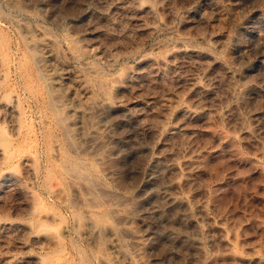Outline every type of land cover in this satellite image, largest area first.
I'll use <instances>...</instances> for the list:
<instances>
[{"label":"rangeland","instance_id":"1","mask_svg":"<svg viewBox=\"0 0 264 264\" xmlns=\"http://www.w3.org/2000/svg\"><path fill=\"white\" fill-rule=\"evenodd\" d=\"M140 2L0 0V78H6L13 95H21L27 111L21 121L22 135L14 136L17 117L0 101V125L5 124L9 138L22 139L21 150L38 163L28 165L18 157L7 161L9 149L0 146V264H41L36 260L43 252L50 253V261L59 260L55 259L59 252L53 254L56 248L44 250L35 233L17 226L30 216L34 202L59 220L67 216L62 222L69 230L71 258L60 260L62 264L97 263L93 248L74 231L73 213L54 194L63 181L60 167L48 157L52 140L92 163L89 167L100 179L99 191L103 186L109 192L105 194L117 197L111 206L118 227L124 230L119 229L120 244L109 228L102 229L106 250L114 261L119 260L117 264L142 250L147 257L140 252L144 259L139 255L138 260L147 264H264V260L254 262L264 257V0ZM25 42L35 48L31 51ZM35 62L57 96L56 90L60 91V106L73 125L69 134L80 140L78 146L68 143L59 125L55 127L46 99L37 94L41 87L33 71ZM123 74L130 78L114 97L113 108H89L86 81L93 86L94 80L107 78L109 85ZM31 83L32 89L27 86ZM166 95L180 101L170 111L165 107ZM89 227L88 233L96 236L98 230ZM230 251L243 258L232 261Z\"/></svg>","mask_w":264,"mask_h":264},{"label":"bare ground","instance_id":"2","mask_svg":"<svg viewBox=\"0 0 264 264\" xmlns=\"http://www.w3.org/2000/svg\"><path fill=\"white\" fill-rule=\"evenodd\" d=\"M18 1V0H17ZM138 1V0H137ZM139 1H141L142 2V0H139ZM141 2H140V5H141ZM145 2V1H144ZM144 2H142V5H143V3ZM231 2V1H230ZM20 4V3H19ZM133 4V3H132ZM231 4V3H230ZM137 6V5H136ZM225 6V5H224ZM229 6V5H228ZM140 7V6H139ZM138 7V8H139ZM221 8H223L222 6H221ZM219 9V10H222V9ZM148 9V8H147ZM225 9V8H224ZM138 10V9H137ZM228 10V9H227ZM227 10H226V12H227ZM15 11V10H14ZM223 11V10H222ZM225 12V13H226ZM229 12V11H228ZM227 12V13H228ZM222 13H224V12H222ZM221 13V11H220V13L219 14H222ZM224 13V14H225ZM227 15V14H226ZM223 16V15H222ZM230 16V15H229ZM222 19V18H221ZM11 21H13V20H11ZM224 21V20H223ZM17 24H19V23H17ZM17 26V25H16ZM19 26V25H18ZM20 27H22V26H20ZM143 27H144V25H143ZM25 30V29H24ZM150 30V29H149ZM18 31V30H17ZM21 31V30H20ZM21 34V33H20ZM25 34V33H24ZM120 34V33H119ZM126 33H124V35H125ZM114 35V34H113ZM123 35V36H124ZM127 35V34H126ZM20 36V35H19ZM109 36V35H108ZM22 37V36H21ZM28 37V36H27ZM128 37V36H127ZM23 38L25 39L26 37H24L23 36ZM23 38H22V40H23ZM42 38V37H41ZM109 38V37H108ZM124 38V37H123ZM27 39V38H26ZM25 39V40H26ZM40 39V38H39ZM111 39V38H110ZM42 40H43V38H42ZM126 40V39H125ZM10 41V40H9ZM24 41V40H23ZM27 41V40H26ZM112 41V40H111ZM114 42H115V40H113ZM129 41V40H128ZM133 41V40H132ZM6 42V41H5ZM126 42V41H125ZM28 44L29 42H25V44ZM113 43V42H112ZM131 43V42H130ZM7 44H8V42L6 43V47H8L7 46ZM30 44H32V43H30ZM30 44H28L29 45V48L31 49V51L33 50V48H35L34 46H33V44L32 45H30ZM53 44H55V43H53ZM118 44V43H117ZM128 44V43H127ZM126 44V45H127ZM24 45V44H23ZM116 45V44H115ZM133 45V44H132ZM18 46V45H17ZM46 46V45H45ZM10 47V46H9ZM27 48H28V46H26ZM37 47V46H36ZM57 47V46H56ZM120 47H121V45H120ZM133 47V46H132ZM132 47H130V48H132ZM3 48V47H2ZM11 48V47H10ZM28 48V49H29ZM122 48H124V47H122ZM30 49H29V51H30ZM40 49V48H39ZM57 49H58V47H57ZM132 49H134V47L132 48ZM11 50V49H10ZM36 50V49H35ZM34 50V51H35ZM38 50V49H37ZM41 50V49H40ZM43 50V49H42ZM59 50V49H58ZM120 50V49H119ZM135 50V49H134ZM127 51V50H126ZM130 51V50H129ZM173 51V50H172ZM193 51V50H192ZM229 51V50H228ZM227 51V52H228ZM12 52V51H11ZM18 52V51H17ZM58 52V51H57ZM24 53V52H23ZM33 54L34 53H36V51L35 52H32ZM31 53V54H32ZM61 53H63V52H61ZM173 53V52H172ZM12 54V53H11ZM116 54V53H115ZM114 54V55H115ZM119 53H117V55H118ZM170 54H171V52H170ZM174 54H175V52H174ZM173 54V55H174ZM192 54V53H191ZM200 54V53H199ZM226 54V53H225ZM224 54V55H225ZM8 55V54H7ZM63 55V54H62ZM155 55V54H154ZM175 55H177V54H175ZM229 55H230V53H229ZM5 56V55H4ZM38 55L36 54L35 55V57H37ZM42 56V55H41ZM157 56H159V55H157ZM165 56V55H164ZM7 57H10L9 55L7 56ZM39 57V56H38ZM163 57V56H162ZM226 57H228V56H226ZM226 57H224V59H226ZM34 58V57H33ZM44 58V57H43ZM66 58V57H65ZM159 58V57H158ZM172 58V57H171ZM174 58V57H173ZM38 59V58H37ZM36 58H35V60H37ZM42 59V58H41ZM45 59V58H44ZM43 59V60H44ZM123 59V58H122ZM162 59V58H161ZM164 59V61L166 62V60H165V57L163 58ZM228 59V58H227ZM34 60V61H35ZM33 61V62H34ZM42 61V60H41ZM115 61V60H114ZM161 61V60H160ZM31 62V61H30ZM158 62V61H157ZM162 62V61H161ZM164 62V63H165ZM29 63V62H28ZM36 63V64H35ZM35 63H33V64H35L34 66L36 67H34V69H33V71H34V75L36 76V78H37V80H38V83L37 84H39V86L41 87V90H40V92H36L37 94H40L41 93V95L43 96V98H44V100L46 99V102L48 103V109H50V113H51V116H52V118L51 119H53V122L55 121L57 124H55V127H56V125H59L60 127H61V131H62V133L64 134L63 136H65V138H67V141H68V143H70L71 145H73V146H78V145H76V143H77V141L79 142L80 140H78L77 139V141H76V139H75V137L73 136V135H70L69 134V132H70V130H73V129H71V128H73L70 124H69V121H68V118L67 117H69V115L67 114V110L65 109V107H64V109L61 107L62 105L60 104V102H59V100H61V99H58V98H60V97H58L59 96V94H60V91L59 90H56L57 92L56 93H58V96L55 94V87L52 85V84H50V82L48 81V80H46L45 78H44V75L42 74V71H41V69H40V67H39V64H37L38 62H35ZM116 63V62H115ZM159 63V62H158ZM163 63V62H162ZM162 63H159V64H162ZM43 64V63H42ZM41 64V65H42ZM152 64V63H151ZM29 65V64H28ZM155 65V64H154ZM166 65V64H165ZM11 66V65H10ZM13 66V65H12ZM31 66V65H30ZM153 66V65H152ZM162 66H164V64L162 65ZM129 67V66H128ZM127 67V68H128ZM147 67V66H146ZM166 66H164V68H165ZM18 68V67H17ZM28 68V67H27ZM26 68V69H27ZM32 68V67H31ZM45 68V67H44ZM91 68H92V66H91ZM93 68H96L95 66H93ZM92 68V69H93ZM126 68V67H125ZM149 68V67H148ZM147 68V69H148ZM160 68H161V65H160ZM88 69V68H87ZM129 69V68H128ZM127 69V70H128ZM146 69V68H145ZM98 69L96 68V71H97ZM100 70V69H99ZM162 70H163V68H162ZM161 70V71H162ZM31 71V70H30ZM90 71V70H89ZM125 71V70H124ZM148 71H150V70H148ZM166 71V70H165ZM6 73H7V71H5ZM8 72H11V71H8ZM44 72V71H43ZM91 72H92V70H91ZM90 72V73H91ZM97 72H99V71H97ZM97 72H96V74H97ZM151 72V71H150ZM157 72V71H156ZM100 74H101V72H99ZM98 73V74H99ZM102 73H104V72H102ZM122 73V72H121ZM166 73V72H165ZM30 74V73H29ZM155 74V73H154ZM83 75V74H82ZM94 75V74H93ZM124 75V76H123ZM123 75H121V76H123V77H118V78H116L117 80L115 81L113 78V83L112 84H106L107 83V81L105 80V79H107V78H105V79H101V77H100V79L98 78H95L94 77V79H97V80H94L95 82H94V84H93V86H91V85H88V81H90V80H87V78L89 77L90 79H91V77L90 76H88L85 80H87L86 81V83H87V85L85 86L86 87V101L85 102H87L89 105V108L90 107H95V106H101V109L103 108L102 106H105L104 108H109V107H112V104L114 103V97H116L118 94H120V92L122 91V87L124 86V83L126 84L129 80H127V77H125L126 75L125 74H123ZM128 75V74H127ZM162 75V74H161ZM1 76V75H0ZM15 76V75H14ZM28 76H30V75H27V77ZM100 76V75H99ZM98 76V77H99ZM4 77H6V76H4ZM30 78V77H29ZM50 78V77H49ZM128 78H130V77H128ZM3 79V78H2ZM1 78H0V101H2V107H5L4 109H6V110H10V112H11V114H13V116L15 115L17 118L15 119V121H14V125H13V127H12V132H13V134H14V136H20V135H22V128H23V126H22V124H21V121H22V118H23V116H25L26 115V109L23 107V101L21 100L22 98H19V97H21V95H19V97L17 96V95H13L12 93H11V89L10 88H7V87H9V86H7V84H6V82H5V79H3L2 80ZM35 79V78H34ZM161 79V78H160ZM163 79V78H162ZM171 79V78H170ZM30 80V79H29ZM106 81V83H105V81ZM35 81V80H34ZM48 81V82H47ZM72 81V80H71ZM9 82H11V81H9ZM16 82V81H15ZM83 82V81H82ZM169 82V81H168ZM238 82H240L239 80H238ZM7 83H8V81H7ZM11 83H13V82H11ZM28 83V82H27ZM35 83V82H34ZM34 83H31V84H29V85H27V86H29L30 87V85H33ZM235 83V82H234ZM237 83V82H236ZM15 84V83H14ZM20 84V83H19ZM9 85V84H8ZM35 85V84H34ZM67 85V84H66ZM163 85V84H162ZM38 86V85H37ZM72 86V85H71ZM74 86V85H73ZM164 86V85H163ZM11 87H12V85H11ZM28 87V88H29ZM14 89H15V87H13ZM31 88V87H30ZM8 89H10V91L8 90ZM32 89V88H31ZM30 89V90H31ZM68 89V88H67ZM9 92H8V91ZM13 90V89H12ZM16 90V89H15ZM34 90V89H33ZM74 90H76V88L74 89ZM206 90V89H205ZM59 91V92H58ZM70 91V90H69ZM208 91V90H207ZM35 93V92H34ZM98 93V94H97ZM125 93H127V92H125ZM18 94V93H17ZM73 94V93H72ZM103 94V98H101V96L100 95H102ZM41 95H40V97H41ZM126 95V94H125ZM100 96V97H99ZM122 96V95H121ZM167 96V95H166ZM35 97V96H34ZM71 97V96H70ZM169 96H167V98H168ZM36 98V97H35ZM122 98V97H121ZM174 98V97H173ZM38 99V98H37ZM41 99V98H40ZM63 99V98H62ZM166 99V98H165ZM171 99H172V97H171ZM171 99H167L166 100V106L165 107H168L169 108V111L172 109L171 107H173L174 108V106H177V105H175L174 103H180V101H179V99L177 98V100H176V102H175V100H171ZM175 99V98H174ZM43 100V101H44ZM116 100V99H115ZM117 101L118 100H116V103H117ZM148 101V100H147ZM151 101V100H150ZM159 101V100H158ZM162 101V100H161ZM164 101V100H163ZM61 102H63V101H61ZM119 102V101H118ZM46 103V104H47ZM65 104V103H64ZM156 104V103H155ZM162 103H160V105H161ZM164 104V103H163ZM164 104V105H165ZM44 105V104H43ZM61 105V106H60ZM174 105V106H173ZM42 106V105H41ZM47 106V105H46ZM63 106H65V105H63ZM43 107V106H42ZM185 107V106H184ZM188 107V106H187ZM88 108V109H89ZM113 108V107H112ZM168 108H166L167 110H168ZM171 108V109H170ZM47 109V108H46ZM92 109V108H91ZM90 109V110H91ZM189 109V107L186 109V107L183 109L184 111H186L187 112V114L188 113H190V110H188ZM67 112H66V111ZM89 110V111H90ZM192 110V109H191ZM44 111V110H43ZM92 111V110H91ZM94 111V110H93ZM158 111V110H157ZM164 111V110H163ZM88 112V111H87ZM162 112V111H161ZM166 113H167V111H165ZM193 112V111H192ZM196 112V111H195ZM194 112V113H195ZM49 113V112H48ZM86 113V112H85ZM193 113V114H194ZM44 114V113H43ZM185 114V113H184ZM88 115H89V113H88ZM15 116H14V118H15ZM42 116V115H41ZM44 116H45V118H46V115L44 114ZM184 116H186V115H184ZM43 117V116H42ZM88 117V116H87ZM189 117V116H188ZM11 118V117H10ZM20 119V121L19 120H17V119ZM90 118V117H89ZM155 118V117H154ZM13 119V118H12ZM43 119V118H42ZM47 119V118H46ZM88 119V118H87ZM86 119V120H87ZM91 119V118H90ZM158 119H161V118H158ZM4 120V119H3ZM41 120V119H40ZM84 120V119H83ZM85 120V121H86ZM163 120V119H162ZM32 121V120H31ZM52 121V120H51ZM68 121V122H67ZM155 121V120H154ZM161 121V120H160ZM2 122V121H1ZM0 122V123H1ZM30 122V121H29ZM52 122V123H53ZM161 122H163V121H161ZM165 122V121H164ZM23 123V122H22ZM45 123H46V121H45ZM84 123V122H83ZM160 123V122H159ZM11 124V123H10ZM33 124V123H32ZM47 124V123H46ZM85 124V123H84ZM167 124V123H166ZM4 126L2 127V125H0V146H3V148L4 149H9L8 151H7V153H6V156H5V158H6V160L7 161H12V160H14L15 158H20V159H23V161L25 162V164L27 163L28 165L29 164H31V165H33V166H35V167H37L36 165L38 164H36V162H34V159H36V158H34V156H32V154L30 155L29 153L26 155L22 150H21V148H24V147H22V145H21V143L22 142H19V141H21V140H18L17 138L18 137H13V139L12 138H9V134H7V130H6V126H5V124H3ZM24 125V124H23ZM48 125V124H47ZM154 125V124H153ZM58 126V127H59ZM156 126H158V125H156ZM5 127V128H4ZM85 128H86V125H84V128H83V131L85 130ZM155 128V127H154ZM158 128V127H157ZM161 128V127H160ZM175 128V127H174ZM35 129V128H34ZM59 129V128H58ZM45 130V129H44ZM88 130V129H87ZM157 130V129H156ZM83 131H82V133H83ZM73 132V131H72ZM85 132H87L86 130H85ZM85 132H84V134H85ZM155 132V131H154ZM159 132V131H158ZM73 133H75V131L73 132ZM153 133V132H152ZM223 133V132H222ZM218 134V133H217ZM221 134V133H220ZM220 134H218V137H220L219 135ZM225 134V133H224ZM227 134V133H226ZM9 135V136H8ZM47 135V134H46ZM62 136V134H61V137H63ZM24 137V136H23ZM60 137V138H61ZM221 137H223V135H221ZM224 137L226 138V135H224ZM223 137V139H225ZM227 137H228V135H227ZM48 139V138H47ZM24 140H26V139H24ZM23 140V142L25 143V141ZM44 140V139H43ZM61 140H64L63 138L61 139ZM66 141V142H67ZM27 143V142H26ZM25 143V144H26ZM63 143H65L64 141H63ZM68 143H67V145H68ZM81 143V142H80ZM79 143V144H80ZM23 144V143H22ZM47 144H49V143H47ZM70 146V145H69ZM72 147V146H71ZM48 151H49V154L48 155H50V156H48V157H50L51 158V160H52V162H53V166L55 165V166H58V167H60V175L59 176H61V178H62V183H58V185H60V187L57 185V187H59L58 189H56V191L54 192V194H55V196L56 197H58V199L59 200H61V202H63L64 204H65V206L67 207V209H70L71 210V212L73 213L72 214V217H74L75 218V220H74V222H75V224L73 225L74 226V228H75V232H76V234H79L80 236H81V239L84 241V242H86L88 245H89V247L91 246V248H93L92 249V257L93 256H95V258H96V260H97V263L96 264H117L118 262H119V260H113L112 258H111V254L110 253H108L107 251H110L109 249L108 250H106V246H105V243L106 242H104V241H106V239H105V235H106V229L107 228H109L110 230H111V234H113V236H115L114 238L116 239L115 240V242H118L119 243V241H120V235L121 234H119L120 232H121V230L122 231H124L123 229H121L122 227L120 226V227H118V224H117V220H118V218L116 219L115 217H117V216H113V212L115 211V210H113V208H112V206H111V203H113V201H114V198H115V200H116V198L117 197H114L113 195H112V193L111 194H105L104 192H108V191H106L107 189H105V188H103V186H102V190L103 191H101V192H103L102 194H101V192L99 191V189H100V184H98L99 183V180L100 179H97L98 178V176L97 175H95L92 171H91V169H90V167H89V164L90 165H92V163H88L89 161V159L87 160L88 162H86L85 160H83L84 158H79V157H77L76 155L74 156V155H72V154H70L69 153V151H67V149H66V151L64 150V148L61 146V144L59 143V142H57L56 140L55 141H53L52 140V142H50V144L48 145ZM63 148V149H62ZM68 148V147H67ZM264 148V147H263ZM27 149V148H26ZM263 150V149H262ZM6 151V150H5ZM5 151H3V152H5ZM2 152V153H3ZM262 152V151H261ZM27 153V152H26ZM4 155H5V153H4ZM86 159V158H85ZM192 159H190L189 161H191ZM195 160V159H194ZM194 160H192V161H194ZM19 161H21V160H19ZM91 161V160H90ZM187 162V163H191V162ZM159 162V161H158ZM195 162H197L196 160H195ZM5 163V162H4ZM33 163V164H32ZM35 164V165H34ZM48 164H50V163H48ZM175 164H177V163H175ZM195 164V163H194ZM31 165H30V167H31ZM96 165V164H95ZM50 166H52L51 164H50ZM53 166H52V168H53ZM171 166V165H170ZM188 166V165H187ZM193 166V165H192ZM13 167H16V166H13ZM93 167V166H92ZM171 167H175V165L174 166H171ZM179 167V166H178ZM40 168V167H39ZM51 168V167H50ZM54 170V169H53ZM189 171V170H188ZM40 172V171H39ZM178 172H179V170H178ZM191 172V171H190ZM189 172V173H190ZM54 173H58V171L57 172H54ZM58 173V174H59ZM39 174V173H38ZM50 174V173H49ZM186 174V173H185ZM188 174V173H187ZM42 175V174H41ZM59 176H57V177H59ZM68 177H70L71 178V180L69 179H67ZM100 177V176H99ZM173 177V176H172ZM184 178H186L185 176H183ZM188 177V176H187ZM56 178V177H55ZM61 178H59V179H61ZM65 178H66V180H68V182L65 180ZM178 178H180V177H178ZM191 177H190V174H189V178H188V180L190 179ZM56 180V179H55ZM173 180V179H172ZM176 180V179H175ZM183 179H181V181H182ZM57 181V180H56ZM59 181V182H60ZM105 181V180H104ZM179 181V180H178ZM186 181V180H185ZM191 181V180H190ZM21 182H23L22 180H21ZM20 182V183H21ZM177 182V181H176ZM175 182V183H176ZM102 183V182H101ZM104 183V182H103ZM102 183V184H103ZM106 183V182H105ZM175 183L173 184V186L175 185ZM178 183V182H177ZM176 183V184H177ZM190 183V182H189ZM25 184V183H24ZM28 184V183H27ZM57 184V183H56ZM179 184V183H178ZM177 184V185H178ZM186 184V183H185ZM16 185H18V184H16ZM26 185V184H25ZM99 185V186H98ZM126 185V184H125ZM99 188H98V187ZM168 187V186H167ZM170 187V186H169ZM175 187H176V185H175ZM21 188V187H20ZM130 188V187H129ZM105 189V190H104ZM28 191V190H27ZM31 191V190H30ZM70 191H72L71 193H70ZM30 193H32V192H30ZM109 193V192H108ZM115 193V192H114ZM52 194H53V192H52ZM24 195H26V194H24ZM33 196V198H34V196H35V194H32ZM37 195V194H36ZM30 196H31V194H30ZM178 196V195H177ZM31 197V198H32ZM36 197V196H35ZM25 198V197H24ZM37 198V197H36ZM35 198V199H36ZM119 198H120V196H119ZM26 199V198H25ZM34 199V200H35ZM122 199V198H121ZM175 199V198H174ZM28 200H29V197H28ZM32 200V199H31ZM36 200H39V198H37ZM35 200V201H36ZM131 200H133L132 198H131ZM178 200V199H177ZM42 201V200H41ZM41 201H39L40 203H42ZM56 201V200H55ZM32 202H33V200H32ZM37 202V201H36ZM44 202V201H43ZM122 202H124V201H122ZM31 203V202H30ZM121 203V202H120ZM32 204V203H31ZM30 204V205H31ZM122 204V203H121ZM44 205H45V203H44ZM43 206V205H42ZM114 206V205H113ZM129 206V205H128ZM65 207V208H66ZM132 207V206H131ZM119 208V207H118ZM123 208V207H122ZM129 209H127V211L128 212H132L133 213V210H135L133 207V210H131L130 209V207H128ZM43 208L41 207V206H39V203L38 204H36L35 202H34V204L33 205H31V208L29 209L30 210V216L27 218V219H25L24 220V224L22 223V224H17V226H19V229L20 228H22L24 231H26V230H30L31 232H33V233H35V235H36V239H38L42 244V246L41 247H43V249L44 248H46V249H48V248H50V249H53V248H56V251L55 252H53V254L54 253H56L57 254V252H59V257L58 258H55V259H59L58 261H50V253L49 252H43V254H39V255H41L40 257L41 258H38L37 257V259L38 260H36V261H39V259H40V262H41V264H45V263H47V260L46 259H48V261H50V264H62L63 263V261H60V260H65V259H67V258H71V257H68V255H70L71 254V247L69 248V246H68V240H67V236H68V228L65 226V224L63 223L64 222V220H66L65 219V217L67 218V216H65L64 217V220L63 219H58V217L56 216V215H53V214H50L49 212H44L43 210H42ZM115 209V208H114ZM121 210V209H120ZM123 210H125V209H123ZM28 211V210H27ZM117 211V210H116ZM202 211V210H201ZM123 212V211H122ZM126 212V211H125ZM115 213V212H114ZM206 213H208V212H206ZM60 214H63V213H61V211H60ZM59 214V215H60ZM69 215V214H68ZM206 215V214H205ZM12 216V215H11ZM18 216V215H17ZM25 216V215H24ZM62 216V215H61ZM128 216H130V214L128 215ZM1 217V216H0ZM4 217V216H3ZM15 217V216H14ZM124 217V216H123ZM131 217H133V216H131ZM136 217V216H135ZM206 217V216H205ZM5 218V217H4ZM9 218V217H8ZM69 218V217H68ZM134 218V217H133ZM122 219V218H121ZM131 219V218H130ZM136 219V218H135ZM3 220V219H2ZM8 220V219H7ZM123 220H124V218H123ZM209 220V219H208ZM1 221V220H0ZM22 221V220H21ZM59 222V226H56L55 227V225ZM63 221V222H62ZM67 221V220H66ZM122 221V220H121ZM125 222V221H124ZM210 222H211V220H210ZM11 223V222H10ZM69 223V222H68ZM212 223V222H211ZM12 224V223H11ZM68 225V224H67ZM127 225V224H126ZM131 225H133V224H131ZM89 228H93V227H95V228H93L92 229V231H94V229H97V230H95V231H97L98 233L96 234V236L93 234V232H91L92 233V235L91 234H89L88 233V231H91V229H89L88 230V227ZM69 227V226H68ZM71 227V226H70ZM107 227V228H106ZM131 228H132V226H130ZM129 227V228H130ZM210 227V226H209ZM216 227V226H215ZM18 228V227H17ZM17 228H15V229H17ZM104 228V232L105 233H103L102 232V229ZM128 228V229H129ZM8 229V228H7ZM6 229V230H7ZM21 229V230H22ZM119 229H121V230H119ZM133 229V231L134 232H137V230H136V228H132ZM132 229L130 230V231H132ZM71 230V229H70ZM216 230H218V229H216ZM16 231V230H15ZM107 231H109V230H107ZM129 231V232H130ZM222 231V230H221ZM14 232V231H13ZM28 232V231H27ZM26 232V233H27ZM127 232V231H126ZM139 232V231H138ZM140 232H141V230H140ZM15 233V232H14ZM14 233H10L11 234V236L14 234ZM25 233V234H26ZM108 233V232H107ZM131 233V232H130ZM222 233V232H221ZM224 233V232H223ZM227 233V232H226ZM72 234V233H71ZM124 234H126V233H124ZM34 235V236H35ZM78 235V236H79ZM94 235V236H93ZM227 235V234H226ZM25 236H27V235H25ZM33 236V237H34ZM122 236H124L123 234H122ZM128 236V235H127ZM131 236V235H130ZM143 236V235H142ZM16 237V236H15ZM32 237V236H31ZM141 237V236H140ZM144 237V236H143ZM146 237V236H145ZM6 238H7V235H6ZM5 238V239H6ZM68 238H70V237H68ZM72 238H73V236H72ZM224 238V237H223ZM4 239V240H5ZM9 239V238H8ZM12 239V238H11ZM17 239V238H16ZM23 239V238H22ZM21 239V240H22ZM25 239V238H24ZM80 239V240H81ZM122 239H123V237H122ZM121 239V240H122ZM74 240V239H73ZM78 240H79V238H78ZM126 240V239H125ZM138 240V239H137ZM139 240H141V239H139ZM143 240V239H142ZM141 240V241H142ZM227 240V239H226ZM11 241V240H10ZM13 241V240H12ZM71 241V240H70ZM114 241V240H113ZM144 241V240H143ZM147 241V240H146ZM20 242V241H19ZM73 242V241H72ZM81 242V241H80ZM123 242H124V240H123ZM136 242V241H135ZM140 242V241H139ZM145 242V241H144ZM15 243V242H14ZM13 243V244H14ZM36 243V242H35ZM85 243V244H86ZM117 243V244H118ZM132 243V242H131ZM134 243V242H133ZM138 243V242H137ZM26 244V243H25ZM73 244V243H72ZM116 244V245H117ZM120 244V243H119ZM119 244L117 245L119 248H120V246H119ZM140 244H141V242H140ZM143 244V243H142ZM6 245V244H5ZM7 245H8V243H7ZM29 245V244H28ZM35 245V244H34ZM129 245V244H128ZM128 245H126V246H128ZM134 245V244H133ZM136 245V244H135ZM228 245V244H227ZM72 246V245H71ZM78 246V245H77ZM87 246V245H86ZM123 246V245H122ZM125 246V247H126ZM144 246V245H143ZM229 246H231L230 244H229ZM76 247V246H75ZM75 247L73 248V249H75ZM132 247V246H131ZM23 248V247H22ZM86 248H88V246L86 247ZM85 248V249H86ZM121 248H124V247H121ZM238 248V247H237ZM49 249V250H50ZM128 248L126 247V251L125 252H129L128 250H127ZM236 249V248H235ZM258 249V248H257ZM260 249V248H259ZM6 250V249H5ZM15 250V249H14ZM37 250V249H36ZM45 250V249H44ZM75 250H80V247H79V249H78V247L75 249ZM84 250V249H83ZM83 250H80V251H83ZM87 250V249H86ZM231 250H233V249H231ZM18 251V250H17ZM53 251V250H52ZM90 251H91V249H90ZM234 251V250H233ZM232 251V252H233ZM236 251H237V249H236ZM239 251V253H240V250H238ZM237 251V252H238ZM261 251V250H260ZM12 252V251H11ZM85 252H87V251H85ZM89 252V251H88ZM88 252H87V254H88ZM111 252V251H110ZM140 252H142L143 253V256H145V257H147L146 255H144L145 254V252H143V250L142 251H140ZM139 252V253H140ZM231 252V251H230ZM231 252V253H232ZM52 253V252H51ZM75 253V252H74ZM78 253V252H77ZM138 253V257H139V255H141V257H142V259H144V257L142 256V254L140 253L139 254ZM231 253H229L228 255H230L229 257L232 259V261H238V260H240L241 258H243V257H241V256H239L236 252H233L232 254ZM35 254V253H34ZM38 254V253H37ZM52 254V255H53ZM78 254H80V253H78ZM86 253L84 254V255H87ZM7 255V254H6ZM55 255V254H54ZM53 255V256H54ZM82 256L81 257H83V254H81ZM89 255V254H88ZM129 255V257H131L132 256V259L130 260V259H127L126 261H128V262H131L130 264H140L142 261H140V260H138V257L137 256H134V257H136V258H134L133 257V255H131L130 256V252H129V254H127V256ZM228 255H227V257H228ZM77 256V255H76ZM18 257V256H17ZM80 257V256H79ZM85 257V256H84ZM83 257V258H84ZM88 257V256H87ZM92 257H90L91 259H93ZM113 257V256H112ZM129 257H127V258H129ZM217 257V256H216ZM226 257V256H225ZM246 257V256H245ZM77 258V257H76ZM89 258V259H90ZM221 258V257H220ZM252 258H255V257H252ZM262 258H264V257H261V258H256L257 259V261H255V259H254V262H258L259 261V263L262 261V260H264V259H262ZM7 259V258H6ZM9 259V258H8ZM16 259V258H15ZM53 259V258H52ZM86 259V258H85ZM84 259V260H85ZM88 259V260H89ZM134 259H136V260H134ZM141 259V260H142ZM216 260H213V261H215V262H217V261H219L220 259L218 258V260H217V258H215ZM222 260L223 259H226V258H223V256H222V258H221ZM248 259V258H247ZM54 260V259H53ZM81 260V263H83L82 262V260L83 259H80ZM95 260V261H96ZM243 260V259H242ZM249 260H250V258H249ZM17 261V260H16ZM35 261V260H34ZM68 261V260H67ZM76 261V260H75ZM89 261H91V260H89ZM126 261H125V263H123V264H127L126 263ZM138 261H140V262H138ZM244 261V260H243ZM6 262V261H5ZM79 262V261H78ZM85 262H87V260L86 261H84V263ZM117 262V263H116ZM123 262V261H122ZM122 262H121V264H122ZM222 262V261H221ZM230 262H231V260H230ZM264 262V261H263ZM8 263V262H7ZM28 263V262H27ZM37 263V262H36ZM72 263V262H71ZM92 263V262H91ZM90 263V264H91ZM120 263V262H119ZM143 263V262H142ZM144 263H146V260H144ZM143 263V264H144ZM237 263V262H236ZM240 263V262H239ZM262 263V262H261ZM26 264V263H25ZM40 264V263H39ZM47 264H49V263H47ZM67 264V263H66ZM70 264V263H69ZM74 264H75V262H74ZM78 264V263H77ZM80 264V263H79ZM86 264V263H85ZM93 264H95V263H93ZM129 264V263H128ZM147 264V263H146ZM150 264V263H149ZM216 264V263H215ZM241 264V263H240ZM252 264V263H251ZM258 264V263H257Z\"/></svg>","mask_w":264,"mask_h":264}]
</instances>
